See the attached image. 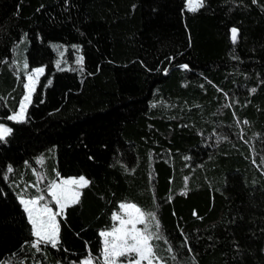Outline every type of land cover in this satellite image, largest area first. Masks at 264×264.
<instances>
[{
    "label": "trees",
    "instance_id": "obj_1",
    "mask_svg": "<svg viewBox=\"0 0 264 264\" xmlns=\"http://www.w3.org/2000/svg\"><path fill=\"white\" fill-rule=\"evenodd\" d=\"M0 124V264L101 261L121 203L160 264H264V0H0ZM79 176L37 251L20 199Z\"/></svg>",
    "mask_w": 264,
    "mask_h": 264
},
{
    "label": "snow or ice",
    "instance_id": "obj_2",
    "mask_svg": "<svg viewBox=\"0 0 264 264\" xmlns=\"http://www.w3.org/2000/svg\"><path fill=\"white\" fill-rule=\"evenodd\" d=\"M188 10L196 11L199 7L203 6V0H187ZM232 39L235 42L237 38V29L233 28ZM182 67H187L183 65ZM34 73H42V68L33 69ZM28 80H32V76H28ZM24 88L27 90L23 100L20 103L19 112H15L9 116V120H23L25 111V101L30 100V94L33 91V87L30 83H26ZM10 129L0 124V140L4 139L10 134ZM8 172H12L11 166L8 168ZM7 178V177H5ZM88 181L83 177L71 180H62L59 183L51 181L48 186V195L55 202V205L62 211L70 204L78 202L79 192L75 190L73 186H86ZM44 200L43 196L31 199H20V203L24 206V211L27 213L29 223L31 225L32 234L37 237V240L32 244L33 248L39 251V245L41 243L50 244L55 248L58 244V225L56 222V215L51 209L45 205L43 208L39 207L41 201ZM36 206V207H31ZM120 209L125 210L123 218L122 216L113 213V220L119 221L118 226L114 225L113 229L108 232H101L100 235L105 237L104 247L102 251L103 261L98 258L89 256L81 264H93V260H96V264H117V261L124 260L127 264H142L146 261L147 264H154L158 259L155 256V247L152 243L153 240L161 239L160 224L154 212L145 213L135 204L121 203ZM142 225V227H138ZM155 231H152V228ZM111 238V239H109ZM171 252V247L169 248Z\"/></svg>",
    "mask_w": 264,
    "mask_h": 264
},
{
    "label": "rangeland",
    "instance_id": "obj_3",
    "mask_svg": "<svg viewBox=\"0 0 264 264\" xmlns=\"http://www.w3.org/2000/svg\"><path fill=\"white\" fill-rule=\"evenodd\" d=\"M186 5H187V8H188L187 0H186ZM37 68H42L43 71H44V68H43V67H35V68H32L31 70L25 72V79H26L25 84H26V83H30L31 86L33 87V89H34V87H35V85H36V83H37V81H38L39 76L43 73V72H42V73H34V72H32L33 69H37ZM29 75L32 76V80H31V81L28 80V76H29ZM32 92H33V91H32ZM32 92H31V94H30V100H29V101H25V105H26V107H25V111H24V118H25L26 109H27V107H28V105H29V103H30V101H31V95H32ZM26 94H28V92H27L26 89H24V93H23V95H22V98H21V100H20V103H21V101L23 100V98H24V96H25ZM20 103H19L18 108H17V110H16L15 112H19V110H20ZM15 112H14V113H15ZM14 113H12L11 115H13ZM11 115H10V116H11ZM24 118H23V119H24ZM13 121H18V120H13ZM19 121H21V120H19ZM4 127H6V126L4 125ZM6 128H8V127H6ZM8 129H9V128H8ZM37 177H38V176H37ZM79 177H81V176H79ZM79 177H63V178H59V179H57V180H55V181H56L57 183H59V182L62 181V180L78 179ZM37 180H38V183L42 181L40 177H38ZM73 187H74L75 190L78 191L79 194H80V189H81V187H80V186H73ZM47 192H48V191H47ZM38 197H39V196H38ZM35 198H37V197H35ZM23 199H24V198H23ZM30 199H31V198H30ZM25 200H27V199H25ZM125 204H132V203H125ZM45 205H47V206L51 209V211L54 212V213H58V214H60V213L64 210V209H63V210L61 211V210L59 209V207L55 205V202L52 200V198H51L50 196L44 198V200L40 202L39 207H40V208H43ZM31 207H36V206H31ZM124 211H125V210L120 209V212H119L117 215L122 216L123 218L126 219L127 217L124 216ZM58 214H57V215H58ZM57 215H56V217H55L56 222H57ZM118 224H119V221L117 220V226H118ZM138 227H141V226L138 225ZM111 230H112V229H111ZM111 230H109V231H111ZM101 237H102V236H101ZM36 239H37V237H36ZM109 239H111V238H109ZM104 240H105V237H102V251H103V247H104ZM86 259H87V258H86ZM86 259H83L82 261H85ZM82 261H81V262H82ZM102 261H103V255H101V262H102ZM93 264H94V263H93ZM117 264H127V261L120 260V261H117ZM142 264H147V262L144 261V262H142ZM154 264H160V263L156 260V261L154 262Z\"/></svg>",
    "mask_w": 264,
    "mask_h": 264
}]
</instances>
